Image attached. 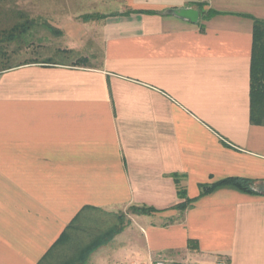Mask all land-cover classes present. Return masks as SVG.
Here are the masks:
<instances>
[{
	"label": "crops",
	"instance_id": "1",
	"mask_svg": "<svg viewBox=\"0 0 264 264\" xmlns=\"http://www.w3.org/2000/svg\"><path fill=\"white\" fill-rule=\"evenodd\" d=\"M118 3L85 22L99 65L0 71V264H54L97 215L129 223L85 264H264V195L233 185L202 195L228 177L264 187V123L250 119L264 0ZM190 6L196 23L168 13ZM70 26L62 50L78 54Z\"/></svg>",
	"mask_w": 264,
	"mask_h": 264
},
{
	"label": "rangeland",
	"instance_id": "2",
	"mask_svg": "<svg viewBox=\"0 0 264 264\" xmlns=\"http://www.w3.org/2000/svg\"><path fill=\"white\" fill-rule=\"evenodd\" d=\"M122 0H0V28L11 26L19 19L18 13H27L30 17L36 18L40 24L33 29L26 36L27 46L24 50L17 51V45L12 44L6 49L9 52L8 62L10 65H16L27 61H44L52 59L54 62H66L74 64L78 54L89 55V62L91 66H97L101 61V50L95 45L91 46V43H83L85 41L84 35H88L92 29L89 30L86 27L84 16L90 14L95 10L107 11L114 10L120 5ZM75 16V20L64 21L69 16ZM64 21V22H63ZM44 23H47L60 33H54L52 29L46 27ZM76 24L79 28L75 34L82 35L81 52L78 54H59L57 51H62L63 47L71 45L69 30L70 24ZM66 24V26H64ZM69 24V26H67ZM87 29V30H86ZM90 36H88V39ZM86 39V40H88ZM24 46V45H23ZM85 50H88L85 53ZM6 61V59H5ZM125 216V220H128ZM118 217V216H117ZM116 219L96 216L89 225L88 228L83 229L78 236L77 243L71 242L60 249V252L53 259V263L64 262L70 258H73L77 250L84 246L86 242H89V237L95 233L104 230L111 225ZM88 233V235L86 234ZM128 233L124 235L127 239ZM80 242V243H78ZM80 244V246L78 245ZM96 256L93 257L95 259Z\"/></svg>",
	"mask_w": 264,
	"mask_h": 264
},
{
	"label": "trees",
	"instance_id": "3",
	"mask_svg": "<svg viewBox=\"0 0 264 264\" xmlns=\"http://www.w3.org/2000/svg\"><path fill=\"white\" fill-rule=\"evenodd\" d=\"M153 12L154 11H147ZM215 12L209 11L208 17L213 15ZM19 19L21 21H17L13 23L11 26L0 28V71L10 69L14 66L20 65H10L11 62H8L9 52L6 50L8 46L12 44L17 45V51L24 50L27 46L26 36L29 35L31 31L35 27H37L40 22L36 18L30 17L27 13H18ZM106 17L105 15L100 14H87L83 18L85 21L91 19H101ZM44 25L50 29L54 33H60L59 30L54 28L53 26L44 23ZM24 45V46H23ZM67 55H71L74 53V50H62ZM6 59V61H5ZM31 62H43L47 64L57 63L54 62L52 59H47L44 61H27L24 63H31ZM89 60L85 57H78L76 58L73 65H81L85 66L88 65ZM250 98H251V113L250 119L252 123L262 124L264 123V19H254V28H253V50H252V64H251V90H250ZM223 185H233L238 187L244 192L254 193V194H261L264 195V192L260 191L258 187H260V183L258 181L245 178V177H228L223 180H220L214 184H204L202 185V195L210 193L217 187ZM189 201L179 203L176 205L179 209H185L188 206ZM130 210L133 213L137 214H151L156 211L152 207L146 206H132ZM118 222L110 225V227L100 233L99 235L95 236L89 244H87L79 254V257L76 259H71L65 261L62 264H76L81 263L85 264L88 260V257L98 248L107 245L112 241V239L120 233L126 225H128L129 220H125V216L118 215ZM64 233V237H65ZM67 237V236H66ZM63 239V237H62ZM39 264H43L40 262Z\"/></svg>",
	"mask_w": 264,
	"mask_h": 264
},
{
	"label": "water",
	"instance_id": "4",
	"mask_svg": "<svg viewBox=\"0 0 264 264\" xmlns=\"http://www.w3.org/2000/svg\"><path fill=\"white\" fill-rule=\"evenodd\" d=\"M168 13H171L179 18L189 20L193 23L198 22L200 18L199 10L191 6L182 8H171L168 10ZM261 191L264 192V187L261 188Z\"/></svg>",
	"mask_w": 264,
	"mask_h": 264
},
{
	"label": "built area",
	"instance_id": "5",
	"mask_svg": "<svg viewBox=\"0 0 264 264\" xmlns=\"http://www.w3.org/2000/svg\"><path fill=\"white\" fill-rule=\"evenodd\" d=\"M151 264H179V263L174 260L167 259L164 257H157L152 261ZM218 264H225V262L220 260Z\"/></svg>",
	"mask_w": 264,
	"mask_h": 264
}]
</instances>
